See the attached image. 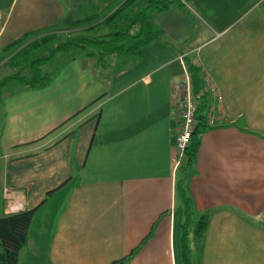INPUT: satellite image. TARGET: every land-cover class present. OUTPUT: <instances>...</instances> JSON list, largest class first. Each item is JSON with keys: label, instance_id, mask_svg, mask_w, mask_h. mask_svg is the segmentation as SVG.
I'll use <instances>...</instances> for the list:
<instances>
[{"label": "crops", "instance_id": "crops-1", "mask_svg": "<svg viewBox=\"0 0 264 264\" xmlns=\"http://www.w3.org/2000/svg\"><path fill=\"white\" fill-rule=\"evenodd\" d=\"M64 12L61 0H0L1 46ZM150 22L161 35L137 52L64 53L45 86L0 84V212L35 209L19 264H110L132 251L124 264H185L182 54L210 76L215 120L188 181L192 217L209 214L189 237L191 264H264V0H180Z\"/></svg>", "mask_w": 264, "mask_h": 264}, {"label": "trees", "instance_id": "trees-1", "mask_svg": "<svg viewBox=\"0 0 264 264\" xmlns=\"http://www.w3.org/2000/svg\"><path fill=\"white\" fill-rule=\"evenodd\" d=\"M180 0H118L103 12L86 15L73 21L75 26L85 25L75 34H62L65 30L47 27L44 30L27 31L2 47L9 56L8 64L18 70L0 80L4 84L17 79L29 87L45 86L51 81L52 69L46 65L59 54L82 51L88 56L106 58L109 55L138 51L159 35L161 29L150 22L152 11H163ZM105 16V17H104ZM103 18L102 21H100ZM188 69L195 100V123L191 139L177 166L176 194L184 209V233L182 251L185 264H191L189 237H202L208 222V213L201 214L190 229L193 216V200L188 181L195 172V163L202 133L215 126L211 103L207 98L208 82L205 72L188 59ZM211 119L214 121L211 122ZM35 209H23L10 213L0 212V264H19L20 253L28 242L29 228ZM134 251L110 264H124Z\"/></svg>", "mask_w": 264, "mask_h": 264}, {"label": "rangeland", "instance_id": "rangeland-1", "mask_svg": "<svg viewBox=\"0 0 264 264\" xmlns=\"http://www.w3.org/2000/svg\"><path fill=\"white\" fill-rule=\"evenodd\" d=\"M106 1L107 3L103 4ZM116 1L118 0H61V4L65 8L64 16L59 20L58 24H56V26L54 27L65 30L64 32H62V34H69V35H71L72 33L75 34L79 31H82L85 28L84 27L85 25L75 26L73 20H76L77 18H82L89 14L103 12L107 7L109 8V6L110 7L113 6ZM104 17H102L100 21H102ZM44 29H46V27L43 28L42 30ZM2 47L3 46H1L0 44V80L3 79L5 76L11 75L18 70L17 66L8 64V59L10 55H7L5 52H3ZM74 52L76 51L72 50V51H68L65 54L69 56L71 53ZM185 56H186L185 54L179 56L183 73L185 68L189 72L188 59L186 60ZM64 60H65V55L59 54L50 62L49 65H46L44 68L45 69L49 68L57 71L58 67L63 63ZM209 78L210 76L206 74V79L208 80ZM207 90L210 91L209 86L207 87ZM179 204L181 207L182 203L180 202ZM190 223H191L190 229L193 230V227L196 223L195 218L192 217Z\"/></svg>", "mask_w": 264, "mask_h": 264}, {"label": "built area", "instance_id": "built-area-1", "mask_svg": "<svg viewBox=\"0 0 264 264\" xmlns=\"http://www.w3.org/2000/svg\"><path fill=\"white\" fill-rule=\"evenodd\" d=\"M174 94L177 97L178 101L181 105V129L180 133L177 137V147H178V157L176 160V169L179 165L185 149L191 139L192 131L194 129V123H195V100H194V94H193V88L190 78V73L185 68L184 75L181 81H179L177 84L174 85ZM214 120L211 119V122ZM5 192L8 193V198L10 199V202L12 203L10 205L11 209H16L15 202H16V196L11 193V191L6 188ZM13 206V207H12Z\"/></svg>", "mask_w": 264, "mask_h": 264}]
</instances>
